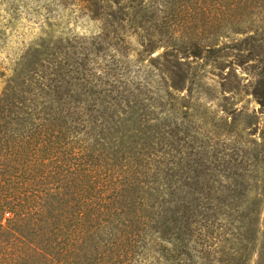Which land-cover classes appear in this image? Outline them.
<instances>
[{
	"label": "rangeland",
	"instance_id": "374dc122",
	"mask_svg": "<svg viewBox=\"0 0 264 264\" xmlns=\"http://www.w3.org/2000/svg\"><path fill=\"white\" fill-rule=\"evenodd\" d=\"M263 26L264 0H0V98L16 88L21 93L22 83L31 84L32 77L53 82V110L74 107V87V93L78 91L83 98H98L96 107L100 108L105 97L125 94L127 104L107 122L112 151L108 158L129 170L118 178L122 199L146 195L147 206L156 188L165 193L176 189L175 179H167L177 169L169 164L176 157L191 154L209 164L228 159L231 151L254 147L255 140L264 141V106L249 91L253 77H263V55L250 39ZM214 32L217 46L238 41L236 47L224 50L228 56L217 64L187 56L183 48H190L193 39L201 38V46L208 49ZM150 39L156 41V49L144 53L140 41ZM176 63L193 77L181 91L172 87L179 80L170 69L172 64L177 69ZM157 124L158 132L149 130ZM242 153L236 163L245 160L238 171L246 177L238 189L247 200L239 209L257 220L254 250L247 264H264V155ZM149 157L160 161L158 174L151 172ZM151 162L153 167L155 162ZM254 199L258 205L251 213L248 206L254 203L248 200ZM54 204L53 212L58 215L71 207V202L66 210L59 200ZM50 217H43L41 224L32 220L33 244L48 233ZM227 223L217 222L215 239L227 238L231 230ZM159 234L156 227L150 230L146 247L131 263L171 264L161 251L168 243ZM108 240L84 236L79 247L82 256L91 259L96 247ZM32 264H36L33 259Z\"/></svg>",
	"mask_w": 264,
	"mask_h": 264
},
{
	"label": "trees",
	"instance_id": "16d2710c",
	"mask_svg": "<svg viewBox=\"0 0 264 264\" xmlns=\"http://www.w3.org/2000/svg\"><path fill=\"white\" fill-rule=\"evenodd\" d=\"M212 35L208 49L201 46V38L193 39L190 48H183L187 56L192 55L196 62L217 64L228 56L226 48L238 44L217 46L218 35ZM250 39L263 55V77H253L249 91L264 106V26ZM239 41L245 43L249 39ZM155 42L140 41L143 52L152 54ZM176 66L177 69L170 66L172 74L179 77L172 87L181 91L193 77L181 63ZM40 78L32 77L28 85L23 82L21 93L16 88L13 94L0 98V264H32V259L36 264H130L132 257L146 247L154 227L158 234H164L159 238L168 245H163L161 251L171 264H210L212 260L214 264H247L254 250L253 226L257 220L239 209L247 200L239 191L246 175L238 171L245 160L236 161L243 151L247 154L242 153L244 156L254 152L264 155V141L255 140L254 147L231 151L228 159L209 164L191 154L176 157L169 164L177 169L167 178L175 179V190L165 193L156 188L150 192L152 204L147 206L143 199L146 195L139 199L132 195L130 201H124L117 183L119 175L129 170L109 162L112 151L109 152L111 132L107 122L129 98L125 94L105 97L100 108L96 107L98 98H83L78 91L74 93L73 86L74 107L53 110V82ZM96 124L101 128L96 129ZM149 130L158 132L160 127L157 124ZM152 158L148 159L150 170L158 174L160 161ZM151 160L155 162L153 167ZM163 173L167 174L164 169ZM154 184L152 181V187ZM55 200L63 209L69 202L71 207L58 215L53 212ZM248 203H254L248 206L253 213L258 203L255 199ZM49 214L52 222L48 233L33 244L32 220L41 224ZM222 219L231 230L226 239H215V225ZM195 223L201 226L195 227ZM86 235L109 239L102 247H96L91 259L84 258L79 249ZM219 242L222 247L217 246Z\"/></svg>",
	"mask_w": 264,
	"mask_h": 264
}]
</instances>
